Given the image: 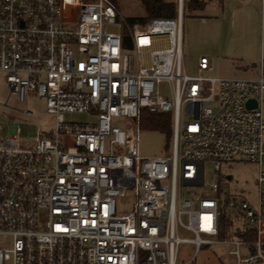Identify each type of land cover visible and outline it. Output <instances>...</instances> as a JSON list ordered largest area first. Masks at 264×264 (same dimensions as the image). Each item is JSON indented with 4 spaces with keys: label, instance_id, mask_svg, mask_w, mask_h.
I'll list each match as a JSON object with an SVG mask.
<instances>
[{
    "label": "built area",
    "instance_id": "obj_1",
    "mask_svg": "<svg viewBox=\"0 0 264 264\" xmlns=\"http://www.w3.org/2000/svg\"><path fill=\"white\" fill-rule=\"evenodd\" d=\"M177 3L176 18L142 25L110 0H0L5 83L20 102L28 93L45 100L56 119L31 147L21 145L17 125L0 144V237L12 242L0 248V264H179L183 244L197 253L227 243L231 264H264V75L206 77V57L198 75H187ZM143 113L172 116L167 155H141ZM240 161L260 166L257 205L228 206L238 210L234 227L256 239L219 241L220 201L204 192L219 193V184L205 168L219 174ZM188 187L199 192L185 197Z\"/></svg>",
    "mask_w": 264,
    "mask_h": 264
},
{
    "label": "rangeland",
    "instance_id": "obj_2",
    "mask_svg": "<svg viewBox=\"0 0 264 264\" xmlns=\"http://www.w3.org/2000/svg\"><path fill=\"white\" fill-rule=\"evenodd\" d=\"M121 16L128 19L145 16L143 0H110ZM177 3L178 0H165ZM190 0H183L185 8L183 20V69L187 75H198V63L206 57L211 66L210 71L203 73L206 77L225 79L254 80L264 75V30L261 7L251 2H240L236 7H229L227 2L215 6V0L208 1L206 8H187ZM247 12L243 15V9ZM131 24V23H130ZM111 32H117V26H110ZM124 30V28H123ZM126 33V31H124ZM162 94L170 96V87L162 86ZM264 102V94H263ZM31 111L32 114H27ZM264 116V103L262 105ZM66 121L72 123H91L93 118L80 114H66ZM55 116L47 111L46 101L28 93L24 102H20L5 83V76L0 72V122L3 133L0 144L13 137V126L19 128V139L22 146L31 147L41 133L50 134L55 127ZM116 126L125 127V120H117ZM172 128L173 119L170 116ZM173 131V130H172ZM138 145L143 157L167 155L172 146V137L146 127H140ZM260 166L257 163L240 161L222 165L221 173H216L212 165L206 166L205 174L209 183L215 180L219 184V193H213L208 187V197L219 199L220 229L219 241L235 239L232 225L237 220L238 210L228 206V200L244 199L253 207L258 201V175ZM199 192L194 188H183L185 197ZM223 195L221 197L220 195ZM12 242L7 237H0V248L10 249ZM231 244H214L196 248L190 244L180 247L179 264H231L224 256L231 251Z\"/></svg>",
    "mask_w": 264,
    "mask_h": 264
},
{
    "label": "trees",
    "instance_id": "obj_3",
    "mask_svg": "<svg viewBox=\"0 0 264 264\" xmlns=\"http://www.w3.org/2000/svg\"><path fill=\"white\" fill-rule=\"evenodd\" d=\"M145 9V16L140 18H133L126 20L128 23H141L145 25L153 18L174 19L178 14V3H168L165 0H143ZM187 8L204 9L206 2L202 0H191ZM185 8L183 6V18ZM140 127L150 128L159 131L166 135L167 139H171L173 131L170 125V114L151 115L143 113ZM233 236L235 238L247 241H254L256 239V232L254 230H243L241 227H234L232 225ZM221 234V229H220Z\"/></svg>",
    "mask_w": 264,
    "mask_h": 264
},
{
    "label": "crops",
    "instance_id": "obj_4",
    "mask_svg": "<svg viewBox=\"0 0 264 264\" xmlns=\"http://www.w3.org/2000/svg\"><path fill=\"white\" fill-rule=\"evenodd\" d=\"M202 1L206 2V6H207L208 1H212V0H202ZM248 1L251 2L252 4L256 5L258 8L261 7V10H262V1L261 0H215V6L221 5V4H223V2H227L229 4V7L230 6L236 7L240 2L244 3V2H248ZM218 8H219V6H218ZM246 12H247V10L244 8L243 12H242L243 15H245ZM262 24H263V22H262Z\"/></svg>",
    "mask_w": 264,
    "mask_h": 264
},
{
    "label": "water",
    "instance_id": "obj_5",
    "mask_svg": "<svg viewBox=\"0 0 264 264\" xmlns=\"http://www.w3.org/2000/svg\"><path fill=\"white\" fill-rule=\"evenodd\" d=\"M257 106V102L256 101H251V102H249V104H248V107L249 108H255Z\"/></svg>",
    "mask_w": 264,
    "mask_h": 264
}]
</instances>
